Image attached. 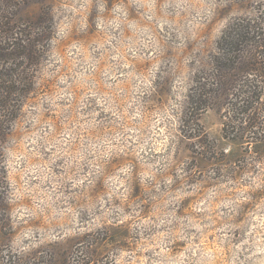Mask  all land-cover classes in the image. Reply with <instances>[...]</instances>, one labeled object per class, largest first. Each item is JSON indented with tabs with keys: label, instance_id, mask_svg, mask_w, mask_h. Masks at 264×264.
Masks as SVG:
<instances>
[{
	"label": "rangeland",
	"instance_id": "obj_1",
	"mask_svg": "<svg viewBox=\"0 0 264 264\" xmlns=\"http://www.w3.org/2000/svg\"><path fill=\"white\" fill-rule=\"evenodd\" d=\"M43 2L23 9L49 5L56 27L4 144L13 233L0 264H47L53 249L66 264H264V158L235 178L255 143L224 135L243 92L264 100V77L235 78L229 49L246 28L257 50L232 43L241 68L264 57V0ZM196 116L227 157L193 184Z\"/></svg>",
	"mask_w": 264,
	"mask_h": 264
},
{
	"label": "trees",
	"instance_id": "obj_2",
	"mask_svg": "<svg viewBox=\"0 0 264 264\" xmlns=\"http://www.w3.org/2000/svg\"><path fill=\"white\" fill-rule=\"evenodd\" d=\"M44 0H0V236L10 237L13 233L11 223V205L7 193V180L4 166V144L10 134L13 122L19 117L29 95L34 91L36 76L42 64L49 55V49L55 38V19L49 5H41L36 15H27L23 9L30 4L44 3ZM237 30V29H236ZM231 34L235 47L251 42L249 30L241 29ZM238 42V43H237ZM230 44V52L235 53V78L241 72L251 70L261 73L264 77V57L248 61L249 69L241 68L243 55L236 54L237 48ZM249 45V44H248ZM251 52L257 50V45L251 43ZM254 48V49H253ZM229 52V53H230ZM230 53V54H231ZM250 56H255L251 54ZM233 60V61H234ZM264 90V85L261 86ZM254 90L243 92L247 99L235 102V117L228 118L224 123L225 136L235 140L240 145L248 147L242 156H235V178L241 173L255 171L264 158V121L260 131L261 113L257 110L264 105L260 102ZM264 96V91L261 92ZM202 87L193 88L188 95V103L193 111L201 110L205 96ZM193 113V112H192ZM185 118L183 126L191 125V120ZM198 126L193 134H184L189 139H195L201 146L191 154L193 159L188 166L191 183L207 182L205 164L225 163L226 155L217 150L214 141L201 129L199 117L193 118ZM235 124V125H234ZM183 130V129H182ZM184 131V130H183ZM229 131V132H227ZM235 133V135H234ZM228 134V135H227ZM235 136V138H234ZM250 148H252L250 150ZM250 150V151H249ZM252 151V153H250ZM250 157V158H249ZM213 180H218L220 172H216ZM211 181V180H209ZM49 252V253H48ZM47 264H66L60 250L53 249Z\"/></svg>",
	"mask_w": 264,
	"mask_h": 264
}]
</instances>
